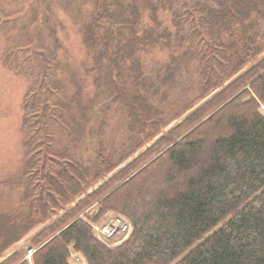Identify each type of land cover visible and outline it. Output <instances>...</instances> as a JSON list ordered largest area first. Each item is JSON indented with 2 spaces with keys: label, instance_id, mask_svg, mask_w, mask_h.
Segmentation results:
<instances>
[{
  "label": "trees",
  "instance_id": "1",
  "mask_svg": "<svg viewBox=\"0 0 264 264\" xmlns=\"http://www.w3.org/2000/svg\"><path fill=\"white\" fill-rule=\"evenodd\" d=\"M80 31L104 97L94 145H55L62 66L38 51L22 166L0 180L19 190L16 208L0 204V264H69L70 249L86 264H264V0H90ZM156 51L167 57L153 71ZM113 106L125 120L116 145L103 131ZM109 212L132 227L113 247L92 232Z\"/></svg>",
  "mask_w": 264,
  "mask_h": 264
},
{
  "label": "rangeland",
  "instance_id": "2",
  "mask_svg": "<svg viewBox=\"0 0 264 264\" xmlns=\"http://www.w3.org/2000/svg\"><path fill=\"white\" fill-rule=\"evenodd\" d=\"M89 1L0 0V180L15 175L22 166L20 103L36 80L40 61L38 51L54 49L62 66V73L57 76L62 99L55 102L60 107L63 102L65 106L61 111V124L51 128L55 145L82 155L94 145V132L103 116L101 109L104 97L93 88L84 70L90 55L81 43L80 28L85 12L89 9ZM158 17L170 28V15L167 12H160ZM147 20L145 17L144 22ZM166 57V51L146 55L148 69L155 71ZM176 122L168 125L165 130L172 128ZM105 123V139L114 145L118 144L125 125L122 109L113 106L105 114ZM150 144L152 142L148 146ZM18 195L19 190L12 192L0 189V204L9 209L16 208ZM62 213L61 210L59 214ZM58 216L54 215L53 219ZM42 227L41 224L29 232L18 249H22L28 239ZM121 240L116 238L110 243L119 245ZM80 263L81 260L75 262Z\"/></svg>",
  "mask_w": 264,
  "mask_h": 264
},
{
  "label": "built area",
  "instance_id": "3",
  "mask_svg": "<svg viewBox=\"0 0 264 264\" xmlns=\"http://www.w3.org/2000/svg\"><path fill=\"white\" fill-rule=\"evenodd\" d=\"M259 114L264 118V103L260 104L258 109ZM94 236L103 244L111 246L110 240L120 237L121 239L128 236L131 231L130 224L124 216L120 214H111L104 218L97 224L92 225ZM35 251L33 248L26 249V259H30L31 254ZM72 251L71 257L73 262H77L78 258L75 257Z\"/></svg>",
  "mask_w": 264,
  "mask_h": 264
},
{
  "label": "crops",
  "instance_id": "4",
  "mask_svg": "<svg viewBox=\"0 0 264 264\" xmlns=\"http://www.w3.org/2000/svg\"><path fill=\"white\" fill-rule=\"evenodd\" d=\"M21 245V242L20 243H16L14 244L12 247H10L4 254V257L10 255L12 252H14L15 250H18V246ZM75 256H77L78 258H80L79 260H81V263L80 264H86L85 260L81 257V255L79 254H74ZM72 255H70L71 257ZM68 262L69 264H74L72 258H69L68 259Z\"/></svg>",
  "mask_w": 264,
  "mask_h": 264
}]
</instances>
